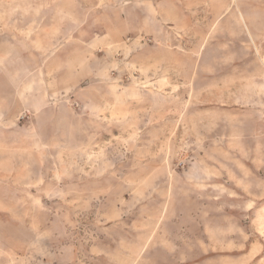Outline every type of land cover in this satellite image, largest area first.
Wrapping results in <instances>:
<instances>
[{
	"label": "rangeland",
	"instance_id": "obj_1",
	"mask_svg": "<svg viewBox=\"0 0 264 264\" xmlns=\"http://www.w3.org/2000/svg\"><path fill=\"white\" fill-rule=\"evenodd\" d=\"M34 5L12 36L46 63L0 62V264H264V0Z\"/></svg>",
	"mask_w": 264,
	"mask_h": 264
},
{
	"label": "crops",
	"instance_id": "obj_2",
	"mask_svg": "<svg viewBox=\"0 0 264 264\" xmlns=\"http://www.w3.org/2000/svg\"><path fill=\"white\" fill-rule=\"evenodd\" d=\"M10 1H13V4L11 6L8 5ZM26 1H29V0H0V32H5L7 34V36H9V39H7L6 41L0 42V47L1 48H3V47L9 48L12 51L8 54V57L1 56L0 62H2V65H7L8 67H10V69L13 68L12 66H14V64H17L16 65L17 68H18L19 64L21 66L24 65L27 49L31 48L34 51L36 50V64L46 63V57L50 54V51H51L50 50L51 46L49 44L48 45L50 47L48 45H45L46 48H41L40 44L38 46H36L35 36L33 37V43H31V44L25 42L24 38H23V40L22 39H13V37H15V36H12V34L18 33L20 28H22L20 30H22V34H24L23 28H24V25L26 22L25 21L26 17L34 19L35 17L36 18L37 17L38 18H40V17L45 18V17L50 16L49 12H46V11L41 12L39 10H36L35 5L32 9L26 10L25 9V2ZM33 1L35 2V0H33ZM38 1H40V0H38ZM233 11L234 10L232 9L228 12L233 13L232 16L236 17L238 20L239 16H242V13H240L239 11H237V12L235 11L236 12L235 13ZM121 13L122 12H119L118 15L122 16ZM225 15H227V13ZM153 16L156 18V22L158 21V27L161 26L163 23L164 14H162L160 11L158 12V14H151V12L148 13L147 10H145L144 12L141 11L140 13H138V15H136V17H138L141 22H142V20H144L143 29L145 32H153L152 24L150 22V21H154ZM64 17L67 18V16H64ZM183 17L187 18L186 20L183 21V23L184 22L190 23L189 26H191V20L192 19L191 20H189V19L193 18L194 14H185V15H183ZM193 22H194V20H193ZM37 23L40 25L41 21H39ZM49 25H50V17H49V19L45 20L44 26H49ZM143 29H141V27L131 28L132 31H142ZM158 29H156V30H158ZM36 33H37V31H36ZM8 34H10V35H8ZM188 48H190L189 51L183 52L182 55L184 56V58L185 57L191 58V57L195 56L196 61H195L194 68H193L192 72H194V74H195V72H196V74L201 73L204 70L202 69V65H201L202 63H200V62L201 61L203 62V60L206 59L205 53L208 50V44H203V45L199 46V49L200 48H201V50L203 49L202 54H199L200 56H198V51L194 52V50L196 48L195 49H193L191 47H188ZM146 49H148V48H146ZM60 57H62V56H60ZM66 57H67V52H65V54H64V62L65 63L68 62ZM57 59H58V57L55 59L53 58L54 61ZM159 64L163 65L162 61H160ZM179 64H180V61H178V65ZM193 79H194V76H193L192 80ZM164 250L167 252L169 251L166 249H164ZM164 250L163 249H153V248H148V249L144 250L143 252H141L142 253L141 256L145 259L143 262L151 263V264H164L162 260L157 259L159 256H161V253H163L162 251H164ZM149 253H153V254H149ZM148 258H150V259H148ZM154 258H156V259L154 260Z\"/></svg>",
	"mask_w": 264,
	"mask_h": 264
}]
</instances>
